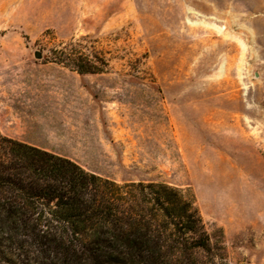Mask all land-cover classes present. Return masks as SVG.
<instances>
[{"label": "rangeland", "instance_id": "374dc122", "mask_svg": "<svg viewBox=\"0 0 264 264\" xmlns=\"http://www.w3.org/2000/svg\"><path fill=\"white\" fill-rule=\"evenodd\" d=\"M71 45L104 71L55 59ZM0 132L175 187L199 264H264V0H0Z\"/></svg>", "mask_w": 264, "mask_h": 264}, {"label": "trees", "instance_id": "16d2710c", "mask_svg": "<svg viewBox=\"0 0 264 264\" xmlns=\"http://www.w3.org/2000/svg\"><path fill=\"white\" fill-rule=\"evenodd\" d=\"M54 54L80 73L105 69L76 45ZM4 244L0 264H199L196 250L210 251L211 237L194 202L175 187L120 183L0 132Z\"/></svg>", "mask_w": 264, "mask_h": 264}, {"label": "water", "instance_id": "95a60500", "mask_svg": "<svg viewBox=\"0 0 264 264\" xmlns=\"http://www.w3.org/2000/svg\"><path fill=\"white\" fill-rule=\"evenodd\" d=\"M36 56H37L38 58H42V57H43V53L40 52V51H38V52H36Z\"/></svg>", "mask_w": 264, "mask_h": 264}]
</instances>
